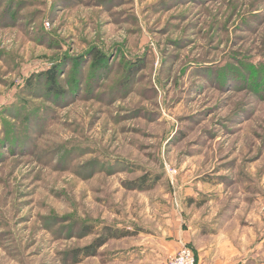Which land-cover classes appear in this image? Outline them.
Returning <instances> with one entry per match:
<instances>
[{"label": "rangeland", "instance_id": "obj_1", "mask_svg": "<svg viewBox=\"0 0 264 264\" xmlns=\"http://www.w3.org/2000/svg\"><path fill=\"white\" fill-rule=\"evenodd\" d=\"M183 245L264 264V0H0V264Z\"/></svg>", "mask_w": 264, "mask_h": 264}, {"label": "trees", "instance_id": "obj_2", "mask_svg": "<svg viewBox=\"0 0 264 264\" xmlns=\"http://www.w3.org/2000/svg\"><path fill=\"white\" fill-rule=\"evenodd\" d=\"M95 58L96 59H100V55L96 52L95 53ZM43 79H44V84H46L48 86V90L50 92H54L56 94H60V90L56 87H54V82H55V78H56V72L54 70L52 71H46L43 74H41ZM52 90V91H51ZM105 230V236L102 237H98L97 239H95L89 246L85 247L83 249V253H84V257L88 258V257H93L95 256L96 252L98 249H100L102 246H104L109 240L112 239H121L126 237L128 234L127 233H123L121 231H116V230H110L109 228H104ZM193 251V250H192ZM194 253V252H193ZM195 258H196V264H197V256L194 253Z\"/></svg>", "mask_w": 264, "mask_h": 264}, {"label": "built area", "instance_id": "obj_3", "mask_svg": "<svg viewBox=\"0 0 264 264\" xmlns=\"http://www.w3.org/2000/svg\"><path fill=\"white\" fill-rule=\"evenodd\" d=\"M165 264H196V258L193 251L183 245L178 249L176 254L168 258Z\"/></svg>", "mask_w": 264, "mask_h": 264}]
</instances>
